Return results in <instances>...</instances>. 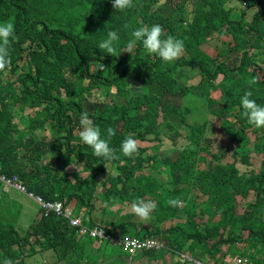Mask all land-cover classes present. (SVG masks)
<instances>
[{
  "label": "trees",
  "instance_id": "trees-1",
  "mask_svg": "<svg viewBox=\"0 0 264 264\" xmlns=\"http://www.w3.org/2000/svg\"><path fill=\"white\" fill-rule=\"evenodd\" d=\"M237 1L242 6L233 19L228 0H132L124 10L114 9L111 0H0V23L12 22L18 37L9 48L11 63L0 72V175L11 181L0 184L39 206L17 216L5 209V218L31 221L24 230L0 216V264H123L119 245L132 235L167 241L164 250L139 252L134 260L140 264H193L164 260L178 253L205 264H231L243 255L250 264L264 262V128L249 124L240 106L246 92L264 106V0ZM250 8L255 11L246 21ZM153 24L162 26V38L183 41L178 60L165 62L142 42L133 54L123 52L133 30ZM110 30L119 35L115 55L98 49ZM214 35L221 46L209 44ZM193 71L198 87L211 92L197 102L203 110L192 108L195 101L182 106L185 112L173 107L170 118H179L180 132L164 120L149 121L154 110L163 111L167 92L191 100L195 90L182 75ZM9 74L15 80H7ZM85 111L102 137L114 129L109 145L118 159L97 157L81 142L76 131ZM206 114L218 119L222 134L209 129ZM129 135L157 143L161 153L140 146L139 153L123 156L120 145ZM75 162L84 167L74 183L64 173ZM155 190L161 191L155 197L160 210L151 213L143 233H131L139 219L131 203ZM35 196L64 207L73 203V215L81 214L88 230L78 235L54 211L46 215ZM12 200L0 195V205L16 210ZM161 218L171 222L167 229L159 226ZM43 251L50 256L32 260Z\"/></svg>",
  "mask_w": 264,
  "mask_h": 264
},
{
  "label": "clouds",
  "instance_id": "clouds-1",
  "mask_svg": "<svg viewBox=\"0 0 264 264\" xmlns=\"http://www.w3.org/2000/svg\"><path fill=\"white\" fill-rule=\"evenodd\" d=\"M235 4L233 5H227L229 3V0L227 2V7H232L233 11H231V16L234 19L237 14H240L241 4L234 0ZM112 6L114 9L118 10H124L127 8H130L133 6L132 0H111ZM238 8L239 11H237L235 8ZM251 9V8H250ZM255 11V8H253ZM249 10V9H248ZM247 10V12H248ZM253 11V12H254ZM247 15V13H246ZM245 15V20L247 21ZM252 18V16H251ZM251 20V19H250ZM249 20V21H250ZM132 39H130L123 52H128L133 54V51L136 48L137 42H142L143 48L146 50L149 54H155L158 56L161 60L165 62H172L175 60H178L184 53V43L181 39L175 38L171 35L167 36L166 38L163 37V29L162 26L159 24H153L151 26H141L131 33ZM217 39L220 41L217 37V35H214L212 39ZM18 39V37L15 34V26L12 22H4L0 23V72L4 71L6 67L11 63L10 60V52L9 48L13 40ZM119 40V35L117 31L110 30L107 33V38L101 41L98 44L99 50H104V53L115 55L116 49L114 47V43ZM211 41V40H210ZM209 41V44L211 46H214ZM221 42V41H220ZM215 47H218V45H215ZM11 75V74H9ZM8 75V76H9ZM14 75V74H13ZM7 76V77H8ZM16 76L14 75L15 80ZM218 79V78H217ZM7 80L11 81L9 78ZM253 82H256V78L253 79ZM186 86L190 87L188 84ZM202 92V91H201ZM200 92V94H201ZM204 93V92H202ZM202 95V94H201ZM251 92H246L241 98H240V106L243 109V116L247 119L248 123L253 125L255 128H264V106H261L257 104V102L253 99H251ZM203 96V95H202ZM205 98V96H203ZM208 117V118H207ZM211 117V116H210ZM201 118V117H200ZM209 120L208 114H206V117ZM195 120V119H194ZM79 125L80 129L78 130V136L82 143L89 146L93 150V155L97 157H101L107 160H115L119 157L116 155V149L110 147L109 140L112 136L115 135V131L112 127H108L106 129V136L102 137L101 129L94 124V121L89 117V114L85 111L81 114L79 118ZM181 130V127H180ZM205 136V134H204ZM205 139V137L203 138ZM139 139H134L131 135L125 137V139L121 142L120 145V152H122L123 156L125 157H131L135 153H139ZM205 141V140H204ZM202 141V143L204 142ZM205 144V143H203ZM75 164H77L75 162ZM72 164V165H75ZM75 183V182H74ZM100 189L98 188L97 191ZM160 190H155L150 192L144 199L140 198L138 200H135L131 203L130 209L131 213H133L135 216H137L139 219L137 223L141 222L142 224L146 223L145 226H147V222L151 219V213L153 214V211L156 209V213L158 212V204L159 199H156V195L159 194ZM39 196H35L34 198L37 200ZM40 198V197H39ZM41 199V198H40ZM204 196L199 195L197 201L203 202ZM38 201V200H37ZM39 202V201H38ZM41 202L43 203H55L58 202L61 204L62 210H68L70 212L68 217L63 216L62 214H56L58 216H61L62 218L66 219L70 226L75 227L77 229L78 235L81 233H85L88 228L86 225L83 224V216L80 214L78 216L73 215V203H71L69 206L64 207L63 204L60 201H45L41 199ZM39 202L40 204H42ZM75 203V201H74ZM168 204L174 207L180 206L181 202L177 199H169ZM43 205V204H42ZM45 210V208H44ZM88 211L87 208H82L81 212ZM45 214L47 215L48 212L45 210ZM80 218L81 226H84L86 228L85 232L80 231V226L72 225L70 224V219ZM160 225V224H159ZM161 226V225H160ZM145 227H141L137 229V232H144ZM93 232V231H92ZM92 236H97V234H92ZM97 232V230H95ZM132 238H137L140 240H146L151 239L156 241L158 244H160V247L158 248H152V249H140L134 252L133 254L130 253L128 250L124 248V244L131 240ZM96 239V237H95ZM167 241L164 240V238H159L156 236L150 237H142L139 235H132L131 237H125L120 242V251H122L121 258H126L125 261H121L123 264H134L133 260L134 257L142 251H161L164 250L167 245ZM185 255V254H179L178 256ZM188 256H190L188 254ZM189 260L194 264V260H199L197 258H193ZM245 257L248 261V264H250V259L248 256H241ZM203 262V261H202ZM213 263V262H211ZM3 264H13L11 259H5L3 261ZM261 264H264L262 262Z\"/></svg>",
  "mask_w": 264,
  "mask_h": 264
},
{
  "label": "rangeland",
  "instance_id": "rangeland-1",
  "mask_svg": "<svg viewBox=\"0 0 264 264\" xmlns=\"http://www.w3.org/2000/svg\"><path fill=\"white\" fill-rule=\"evenodd\" d=\"M235 4V1L234 0H229V3L227 5H233ZM237 11H239V9L236 7L235 8ZM253 11L254 9L251 8L248 10L247 12V15H246V18H247V21H249L251 19V16L253 14ZM211 44L212 45H218V46H221L223 43L218 41L216 38L215 39H212L211 41ZM7 78H9L10 80H13L14 79V75L11 74L9 75ZM222 78V75H219L218 79L216 80V83H218ZM200 83V78H197L195 81H187L186 84H188L189 86H192V90H195L194 95H189L191 100L185 96V98H182L183 96L182 95H173L169 92H167L162 98H161V102H160V107L163 109V111H159V110H154L152 112V115L150 116L149 118V121L151 122H161V121H166V123H168L169 125H171L173 127V131H178L180 132V121L178 122L179 118L177 117L178 120L176 121H173L170 117H172V112L171 109L173 107H177L178 108H181V112H185V110L182 108V106L186 105V106H192L193 105V101L196 102V104H194V106L192 108H194L195 110H199V109H202L204 108L203 105H200V104H197L198 100L201 99V97L203 98V96H205V100L208 99L209 95H210V90H207L205 89L204 87V90L200 89V87H198V84ZM138 84V82H134V85ZM201 91H203L204 93H202ZM199 92H201V95ZM200 95H199V94ZM185 99V100H184ZM185 102V103H184ZM192 104V105H190ZM212 109H210L211 111ZM212 112V111H211ZM148 115H143L141 114L140 117H147ZM188 118L190 119H195V120H200L201 118L200 117H195L194 115H189ZM208 118V117H207ZM218 123V119L216 117H210L209 116V129H214L215 131H219V125L217 124ZM164 130L167 131L166 135H170L175 138L176 135L175 133L173 132H170L168 131L167 128H165ZM27 132H29V129L27 130ZM78 133V131H76ZM221 134H222V131H219ZM217 133H214V137L216 138V142L217 144H220L222 143V135H217ZM251 136H253V134H251ZM181 139V137H178ZM190 141V140H189ZM139 146L141 147H150L149 149L151 150H157V153H161V150L160 148L158 147L157 143H150V142H145L143 140H140L139 142ZM205 143V141L203 142ZM169 149L171 151H174L175 149L172 148V147H169ZM84 167L83 164H75V165H72V164H69L66 169H65V173H64V176L67 177L68 179H70L72 182H77L79 181V178H78V174L76 173V170H80ZM241 172H243L244 170L241 169L240 170ZM115 173V171L113 172ZM12 194L13 191L11 189H9L8 187H5L4 185L0 184V194ZM17 199L19 200L18 203L20 204V206H16V210L15 208L12 206V205H7L5 203H1L0 205V216L3 217L4 219H7L8 221H12V223H14L16 225V227L18 229H21V230H24V227L28 224L31 223L30 220H21V219H15V218H5L4 215H5V209L8 207L9 209H12V211H17L16 212V216L17 215H21L23 213H29V212H37L38 211V204L35 203L34 201H32L31 199L27 198L26 196H23V195H20V194H15ZM7 199L3 200L6 201ZM100 199H97L96 201L99 202ZM12 203H13V200H12ZM153 213L155 214L156 216V209L153 211ZM160 227L162 229H167L169 226H170V223L169 220H164L161 218V221H160ZM146 223L142 224L141 222L139 223H136L135 224V227L134 229H132L131 233H135L137 231V229L141 228V227H145ZM174 225V224H173ZM142 233V232H141ZM131 235V234H130ZM158 237V236H156ZM84 240V239H82ZM96 240V239H95ZM91 245L94 246H97V247H100L102 246L101 244H98L96 241H91ZM167 245V244H166ZM238 247L240 249L243 248V245H239L237 244ZM36 248V247H35ZM38 248V247H37ZM26 251V248H23V252L25 253ZM259 251H262L261 248H259ZM180 253L178 254H167L166 255V258L167 259H164L162 257V259H164L165 261L167 262H171V263H175L176 261H179L178 259L182 260V261H185V260H191L192 258L188 255H181V256H178ZM50 256V252L49 251H43V252H36L33 257H32V260L34 261H39L41 262L42 259L44 257H49ZM161 259V257H160ZM161 259V261H162ZM205 259V257H204ZM125 261L126 258H121L120 261ZM134 264H140L139 261L137 260H133ZM122 263V262H121ZM57 264H67L66 262H58ZM156 264H159V261L156 262Z\"/></svg>",
  "mask_w": 264,
  "mask_h": 264
},
{
  "label": "built area",
  "instance_id": "built-area-1",
  "mask_svg": "<svg viewBox=\"0 0 264 264\" xmlns=\"http://www.w3.org/2000/svg\"><path fill=\"white\" fill-rule=\"evenodd\" d=\"M0 171H1V166H0ZM0 179L5 182L6 185H10L11 181L7 179L4 176L0 175ZM13 181V185L20 188L21 190H24V186L19 183L16 177L11 178ZM37 200L41 202V199L38 197ZM46 210V212L49 211H54L57 214H62L65 217H68L70 212L68 210L63 211L61 204L58 202L55 203H43L41 202ZM70 224L80 226V231L85 232L86 228L84 226H81V221L80 218H75V219H70ZM96 232H92V234H95ZM160 247V244H158L156 241L151 240V239H146V240H140L137 238H132L131 240H128L124 244V248L128 250L130 253H134L137 250L140 249H152V248H158ZM194 264H205L202 261L199 260H194ZM209 264H214V263H209ZM231 264H248V261L245 257H237Z\"/></svg>",
  "mask_w": 264,
  "mask_h": 264
},
{
  "label": "crops",
  "instance_id": "crops-1",
  "mask_svg": "<svg viewBox=\"0 0 264 264\" xmlns=\"http://www.w3.org/2000/svg\"><path fill=\"white\" fill-rule=\"evenodd\" d=\"M182 78L184 79V83H187V81H195L197 78H199V75L195 74L194 71H193V72L189 73V75H186V76L182 75ZM198 86H199V84H198ZM204 87L202 85L201 89L204 90ZM0 195H4L6 197L12 198L13 199V203L17 205V202L14 200V197L16 196L14 193H12V194L5 193V194H0Z\"/></svg>",
  "mask_w": 264,
  "mask_h": 264
}]
</instances>
